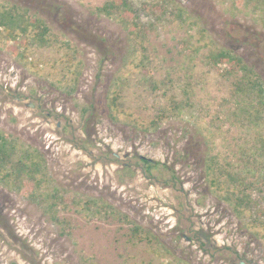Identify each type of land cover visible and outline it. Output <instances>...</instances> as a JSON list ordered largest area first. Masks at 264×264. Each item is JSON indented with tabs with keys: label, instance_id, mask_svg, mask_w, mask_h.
<instances>
[{
	"label": "rangeland",
	"instance_id": "374dc122",
	"mask_svg": "<svg viewBox=\"0 0 264 264\" xmlns=\"http://www.w3.org/2000/svg\"><path fill=\"white\" fill-rule=\"evenodd\" d=\"M107 1L0 0L47 27L40 42L30 23L14 54L0 25V130L43 155V192L109 205L59 204L55 220L46 193L0 184V264H264V126L239 113L233 77L208 59L228 49L264 82V0H127L125 20L98 10ZM161 109L156 130L136 125ZM135 225L145 238L128 241Z\"/></svg>",
	"mask_w": 264,
	"mask_h": 264
},
{
	"label": "trees",
	"instance_id": "16d2710c",
	"mask_svg": "<svg viewBox=\"0 0 264 264\" xmlns=\"http://www.w3.org/2000/svg\"><path fill=\"white\" fill-rule=\"evenodd\" d=\"M142 8L154 16L157 15V11L163 9L162 6H158L157 4L150 6L147 3H144ZM11 9L15 8L0 5V25L4 26V31L2 32L3 38L9 40L13 39L9 51L16 54L22 49H26L28 46V27L30 23L35 24L37 29H39L37 33H34L38 41L44 42L46 40L44 34L47 32V27L41 20L38 18L31 19L30 16L29 19H27L25 12H22L24 10H20L18 7L16 8L17 11L15 13ZM116 9H121V11H123V20H125L126 17L131 18L135 12L127 0H109L105 2L103 6L98 7L99 11L107 15H112L116 12ZM130 28L132 32H135L136 29L142 30L143 34L147 36L151 27L141 28L137 22L133 21ZM19 34L22 38L16 39V36ZM68 57V63L72 66L74 61L73 56ZM208 59L210 64L218 70L219 74L233 77V80H231L232 84L235 85L233 92L236 96L238 95L241 97L238 100L239 113L242 110L247 112L251 125L256 130L257 128L263 127L264 82L260 76L256 74L252 67L248 66L243 61L241 56L228 49L211 50ZM29 64L36 67L34 62L30 61ZM220 64L225 65L223 70L218 67ZM121 98V90L118 88L113 89L108 96V107L114 113V116H117V114L123 111ZM170 101L173 103H169L171 105L170 114L175 115L179 113L181 108L178 106V103L174 100ZM170 114L166 112V109H161L150 120L144 123H138L135 121V123L143 130H156L160 124L168 119ZM127 115L128 117L132 116L131 113H127ZM136 159V163L143 166V168L149 172L159 169L160 163L158 161L145 156H138ZM44 167V157L39 151L30 150L27 145L24 146L23 144H20L19 141L16 138H13L9 133L0 130V184L13 186L14 189L18 188L20 189L19 193L22 194L23 192L25 196L41 198V192H43L41 180H43L42 175ZM209 168L212 170L213 165L209 164ZM126 169L128 170V173H132V170H130L129 167H126ZM231 179L233 181L238 179L237 174H231ZM211 180L214 185H217V176L216 178L212 177ZM43 193H46L45 195L51 199L48 207L49 209H52V214H54L52 217L55 220H58L55 213L58 210L57 205L59 204L64 205V207H68L69 204L80 205L82 208L98 212L106 211L109 207V205H102L97 199L75 194L72 191L61 192L59 189L55 188L53 191H44ZM244 197L249 198L247 193L244 194ZM42 199L45 200L46 198L44 199L42 197ZM239 200L240 201L237 202V204L241 205L240 203L244 202V198L241 197ZM261 213L264 214V210ZM262 225L264 227L263 222ZM139 229L140 228L137 225L130 228L131 234L128 236V241H131L135 237L140 240L145 238L140 233Z\"/></svg>",
	"mask_w": 264,
	"mask_h": 264
}]
</instances>
